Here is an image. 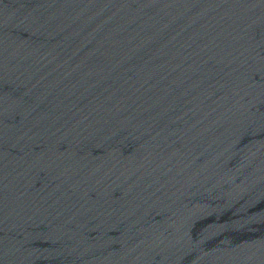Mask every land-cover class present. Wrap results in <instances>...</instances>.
Returning a JSON list of instances; mask_svg holds the SVG:
<instances>
[{
	"label": "water",
	"instance_id": "water-1",
	"mask_svg": "<svg viewBox=\"0 0 264 264\" xmlns=\"http://www.w3.org/2000/svg\"><path fill=\"white\" fill-rule=\"evenodd\" d=\"M0 264H264V0H0Z\"/></svg>",
	"mask_w": 264,
	"mask_h": 264
}]
</instances>
